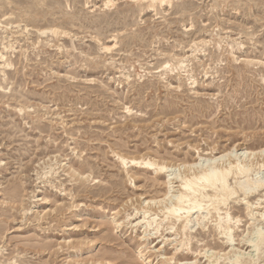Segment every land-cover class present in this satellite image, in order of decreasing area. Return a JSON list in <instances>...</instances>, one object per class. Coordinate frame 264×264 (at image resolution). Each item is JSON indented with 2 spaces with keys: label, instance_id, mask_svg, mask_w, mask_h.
Wrapping results in <instances>:
<instances>
[{
  "label": "rangeland",
  "instance_id": "374dc122",
  "mask_svg": "<svg viewBox=\"0 0 264 264\" xmlns=\"http://www.w3.org/2000/svg\"><path fill=\"white\" fill-rule=\"evenodd\" d=\"M149 5L0 0V264H264V0ZM227 152L236 194L172 225Z\"/></svg>",
  "mask_w": 264,
  "mask_h": 264
},
{
  "label": "bare ground",
  "instance_id": "6f19581e",
  "mask_svg": "<svg viewBox=\"0 0 264 264\" xmlns=\"http://www.w3.org/2000/svg\"><path fill=\"white\" fill-rule=\"evenodd\" d=\"M143 1V0H142ZM145 1V0H144ZM150 1V5H149V7H152V5L153 4H155L157 1H158V3L159 4H163V2H165L166 0H149ZM168 1V0H167ZM111 2V1H110ZM107 3H109V2H107ZM169 4V3H168ZM148 5V4H147ZM150 9V8H149ZM39 33H40V31H39ZM103 46V45H102ZM110 48V47H109ZM104 50L106 49V50H108V47H104L103 48ZM110 50V49H109ZM1 67V66H0ZM2 68H4V66L2 67ZM235 150V149H234ZM234 150H231V152H233ZM231 152H227L226 154H223V155H221V156H219V157H215V158H211V159H208V160H206L207 161V163H208V165L206 166V167H204V168H202V166L200 167V168H198V164H192V165H189L187 168L190 170V169H194V168H196V171L195 170H191L193 173H191V174H186V175H182V177L180 176V178H179V187L184 191V193L182 192V193H180L179 194V196L177 197L176 196V201H177V204L176 205H174V206H172V205H170V204H168L170 207H168V208H165V207H163V209L165 208V215H166V217L165 218H168V219H172L173 221H172V225H174L173 223H175V222H178V221H181V222H183V224H182V228L181 229H186L187 227H188V225L193 221V220H195V219H193V217H192V215H194V214H196V216L195 217H197L198 218V216H199V213H202L201 211L202 210H204V209H202V208H206L208 205V203L207 204H205L206 205V207L204 206V207H202L201 206V204H200V202H199V200H204V199H209L210 201H212V198L210 199L209 198V196H208V194L207 193H205V191H207V190H210V191H212L214 194H212L213 195V197H214V202L216 203V204H224L226 201L228 202L229 200H227V198L228 197H230V196H232V195H234V194H236L235 192H234V188L233 189H230L229 187H228V185H227V178H228V175L230 174V170H231V168H232V164L231 163H233V162H229V158L230 157H232L231 155H230V153ZM258 153L259 154H261V156H262V154L264 153V150H261V151H258ZM236 154V153H235ZM241 155H236V158L238 159L239 157H241V156H244V155H246L247 154V156L249 155V156H255L256 155V152H251V153H249V152H247L246 150H245V152L243 151V152H241L240 153ZM238 156V157H237ZM260 156V157H261ZM259 157V156H258ZM141 159V158H140ZM228 161H227V160ZM231 159V158H230ZM224 160H226L227 161V163H228V166H227V164H225L227 167H225L224 168V166L223 167H218V165H217V163L218 162H221V161H224ZM119 161H121V164L122 165H126L128 162H130V163H132L131 165H143L144 167H146V168H150V169H153V170H155V171H159L160 173H168V172H170L171 170H170V167L171 166H168V165H166V164H163V165H158V164H156L154 161H150V160H146V159H141V160H135V159H130L129 161H127V159H125V158H123V157H119ZM235 161V160H234ZM236 161H238V160H236ZM235 161V162H236ZM235 164V163H234ZM237 164V163H236ZM171 165V164H170ZM235 166V165H234ZM235 168V167H234ZM236 168H238L237 170H239L240 171V173H248L249 171H247V169L248 168H242V167H240L239 165H236ZM189 170H187V171H189ZM233 171V170H232ZM238 171V172H239ZM186 173V172H185ZM172 174V173H171ZM238 174V173H237ZM170 175V174H169ZM238 176H241V174L240 175H238ZM177 177H179V176H177ZM177 177H175V178H172V179H176L177 180ZM172 179H169L168 180V184L170 185V184H172V182H171V180ZM245 179H246V177H245ZM244 179V180H245ZM238 181V180H237ZM255 181H257V180H255ZM254 180H252V182H255ZM241 181L239 180V182H237V186L236 187H238L239 186V188H242V189H244V192H246L247 193V191H245L246 189L245 188H243V187H247V188H249L248 186H243V184H241L240 183ZM246 182V181H245ZM259 181H257V183H258ZM174 183V182H173ZM260 183V182H259ZM261 183H264V182H261ZM178 184V183H177ZM248 184V183H247ZM250 184H252V183H250ZM255 185V186H254ZM254 185L252 186V188H249V190L251 189V190H255L256 189V187H258L259 188V186L260 185H257V184H255L254 183ZM264 184H262V186H263ZM234 186V185H233ZM243 186V187H242ZM171 187H173V186H171ZM170 187V188H171ZM231 187H232V185H231ZM186 192V193H185ZM169 194H170V191L168 192ZM249 195V194H248ZM237 196V195H236ZM175 197V196H174ZM216 197V198H215ZM246 197V196H245ZM240 199V198H239ZM243 200V199H242ZM173 201V200H172ZM209 201V202H210ZM244 201V200H243ZM162 201L160 200V201H155V200H148L147 201V204L149 205V204H158V203H160V204H162L161 203ZM185 202L187 203V207H181V204L182 203H184L185 204ZM203 202V201H202ZM236 202V201H235ZM145 203H146V201H145ZM171 203V202H170ZM211 203H213V202H211ZM215 204V205H216ZM248 204H250V203H248V202H246L245 203V205L248 207ZM209 205H210V203H209ZM214 205V204H213ZM162 206V205H161ZM163 206H165V205H163ZM211 206V205H210ZM150 207V206H149ZM250 207V206H249ZM252 207V206H251ZM210 208V207H209ZM148 209V208H147ZM146 211V210H145ZM159 211V210H158ZM157 211V212H158ZM162 211V210H161ZM181 211H183L182 213H180ZM213 211H215V212H218V208L217 207H214V209H213ZM212 211V212H213ZM164 212V211H163ZM204 212V211H203ZM211 212V213H212ZM144 213V212H143ZM146 213V212H145ZM207 213V212H206ZM185 216H184V215ZM227 214V213H226ZM164 215V216H165ZM198 215V216H197ZM259 215H261V214H259ZM145 216V214L143 215V217ZM212 216V215H211ZM210 216V217H211ZM215 216V215H214ZM218 216V215H217ZM227 216H228V214H227ZM203 217V216H202ZM220 217V216H219ZM229 217V216H228ZM261 217L263 218L264 216L263 215H261ZM145 218V217H144ZM196 218V219H197ZM225 218H226V216H225ZM230 218H232V217H230ZM230 218L229 219H227V220H230ZM193 219V220H192ZM203 219H204V217H203ZM143 220V219H142ZM202 220V219H201ZM218 220L219 219H217L216 221L218 222ZM167 221V220H166ZM204 220H202V222H203ZM222 221V220H221ZM224 221V220H223ZM155 222V221H154ZM201 221L199 222V223H202ZM228 222V221H227ZM162 223V222H161ZM170 223V222H169ZM219 223H220V220H219ZM222 223V222H221ZM194 224H195V222H194ZM230 224H231V221H230ZM229 224V225H230ZM195 225H197V224H195ZM218 225V224H217ZM158 226H159V224H158ZM170 226V225H169ZM174 226H176V225H174ZM192 226H194V225H192ZM225 226V225H224ZM171 227H173V226H171ZM235 227V226H234ZM156 228V227H155ZM167 228H170V227H167ZM174 228V227H173ZM219 228V227H218ZM171 229V228H170ZM188 229H190V228H188ZM216 229V228H215ZM231 228H229V226L227 227L226 226V230L224 231V230H222V228H221V231H224L223 232V234L226 236V241H228V242H230V240H231V238H230V232H231V230H230ZM158 232V231H157ZM156 232V233H157ZM180 232H182V231H180ZM258 232H259V230H258ZM184 233V232H183ZM232 233V232H231ZM257 233V232H256ZM262 233V232H261ZM264 233V232H263ZM222 234V233H221ZM260 234V233H259ZM258 234V236H260ZM261 235H264V234H261ZM183 236H184V234H183ZM224 236V237H225ZM231 236H233V235H231ZM233 241V239L231 240V242ZM260 241V240H259ZM249 242V241H248ZM254 243V242H253ZM182 244V243H181ZM249 244H251V240H250V243ZM250 246H252V245H250ZM262 246V245H261ZM260 246V247H261ZM253 248L255 247V245L253 244V246H252ZM257 247V246H256ZM254 250H256L255 248H254ZM243 253V252H242ZM236 255H238V254H236ZM235 255V256H236ZM245 255V254H244ZM242 256V254L239 256L238 255V258L239 257H241ZM236 258H234V260H235ZM238 261H239V259H238ZM234 262V261H233ZM254 263V262H253ZM233 264H237V262L235 261Z\"/></svg>",
  "mask_w": 264,
  "mask_h": 264
}]
</instances>
